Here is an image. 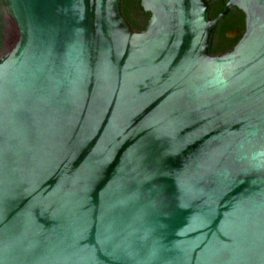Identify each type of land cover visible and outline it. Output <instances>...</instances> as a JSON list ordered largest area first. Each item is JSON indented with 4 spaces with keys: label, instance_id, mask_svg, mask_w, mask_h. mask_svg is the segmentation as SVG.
Returning <instances> with one entry per match:
<instances>
[{
    "label": "water",
    "instance_id": "1",
    "mask_svg": "<svg viewBox=\"0 0 264 264\" xmlns=\"http://www.w3.org/2000/svg\"><path fill=\"white\" fill-rule=\"evenodd\" d=\"M0 1V264H264V0Z\"/></svg>",
    "mask_w": 264,
    "mask_h": 264
},
{
    "label": "flooded vegetation",
    "instance_id": "2",
    "mask_svg": "<svg viewBox=\"0 0 264 264\" xmlns=\"http://www.w3.org/2000/svg\"><path fill=\"white\" fill-rule=\"evenodd\" d=\"M209 6V17L214 19L221 12L227 0H206ZM245 30L244 15L237 8H232L223 19L219 20L212 34L211 49L219 52H228L240 39ZM0 56L5 55L12 48L16 37L17 29L7 14L5 6L0 1ZM230 49V50H229ZM214 54V55H216Z\"/></svg>",
    "mask_w": 264,
    "mask_h": 264
},
{
    "label": "trees",
    "instance_id": "3",
    "mask_svg": "<svg viewBox=\"0 0 264 264\" xmlns=\"http://www.w3.org/2000/svg\"><path fill=\"white\" fill-rule=\"evenodd\" d=\"M120 11L124 19L130 24L131 28L140 31L144 29L149 14H145L139 7V0H120ZM230 50V49H229ZM211 54H216V49L210 50ZM219 52L217 54H223Z\"/></svg>",
    "mask_w": 264,
    "mask_h": 264
}]
</instances>
